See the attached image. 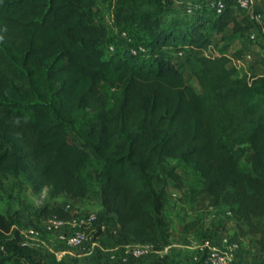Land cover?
Here are the masks:
<instances>
[{
  "label": "trees",
  "instance_id": "1",
  "mask_svg": "<svg viewBox=\"0 0 264 264\" xmlns=\"http://www.w3.org/2000/svg\"><path fill=\"white\" fill-rule=\"evenodd\" d=\"M98 1L0 0V180L24 175L32 192L49 200L82 202L98 193L104 213L115 219L121 246L139 243L162 251L170 245L171 193L187 195L170 162L178 160L200 179L199 195L208 197L210 211L233 213L241 240H253L264 264V223L258 222L264 219V75L230 65L245 57L243 50L188 56L197 92L160 52L216 48L204 31L208 24L223 38L232 27L264 39L263 24L248 16L239 21L236 0H226L224 13L216 16L208 0L214 21H202L197 9V21L169 22L155 35L153 60L129 51L107 58L102 45L110 40V27L92 22ZM131 1L136 8L119 7L116 24L141 18V3L157 2L162 11L172 2ZM103 85L121 91L113 105ZM51 87L64 112L91 121L85 143L71 142L66 125L56 120L47 104ZM41 216L69 220L79 213L49 205ZM14 226L0 214L1 233L17 234ZM201 228L200 220L189 221L181 233ZM50 264L68 263L53 258ZM157 264L174 262L166 254Z\"/></svg>",
  "mask_w": 264,
  "mask_h": 264
},
{
  "label": "rangeland",
  "instance_id": "2",
  "mask_svg": "<svg viewBox=\"0 0 264 264\" xmlns=\"http://www.w3.org/2000/svg\"><path fill=\"white\" fill-rule=\"evenodd\" d=\"M208 0H172L169 10L159 11L158 3H141V18L132 17L129 22L113 24L110 27V40L102 45L107 58L118 55L124 56L126 52H131L140 60L151 61L156 52L153 46L155 35L169 22L176 20L197 21L194 13L200 9L203 13L202 21L213 22L216 18L207 6ZM119 7L129 9L136 8V4L131 0H99L94 8V18L92 22L109 25L113 21V16ZM254 8L243 10L238 6L234 12L238 15L239 21L242 17H250L251 14L261 16L264 20V5L255 0ZM189 9L192 12H189ZM208 24L204 30L210 34L216 44V49L221 54L227 51L232 55L239 50H248L246 55L251 58L244 59V66L241 68L249 75H264V39L256 32V40L251 39V32L246 34L236 33L229 27L224 38L210 28ZM113 47L114 50H111ZM160 52L168 55L185 74L187 82L192 85L197 92H201L200 85L193 73L186 67L185 61L188 56L199 57L198 51L178 54L177 49L167 48ZM102 91L108 97L110 104L118 101L122 93L117 89H112L107 85L102 86ZM57 121L63 122L68 131L71 142L83 144L87 139V132L91 121H86L81 117H71L61 109L60 103L55 96V89H49L48 103ZM181 173L186 196H182L177 191H172L171 202L167 209V217L171 219L169 231L170 245L159 253L149 254L143 258L136 259L123 249L115 238V219L104 213L101 198L98 193L82 202H75L66 196L57 200H49L46 193L35 195L24 175L17 178L2 176L0 180V214H4L15 223L14 229L17 234H3L0 231V243L5 249L0 251V260L8 259L11 264H50L52 259L65 261L68 264H157L160 256L168 254L174 264H206L204 255L199 253L197 247L210 236H228L241 244V249L247 251L248 262L242 264H255L257 254L253 240L242 239L238 222L225 215V209L210 211L207 207L208 197L199 195L201 182L192 168L184 163L173 160ZM97 166H99L97 164ZM66 207L70 211L79 214H96L98 216L97 225L106 224L107 231L104 235L95 236V240L104 250H114L118 260L110 261L108 252L100 248L90 255H85L81 251L69 249L61 243L55 234H47L43 230L44 218L41 210L45 206ZM200 220L202 222L201 231L182 235L181 226L189 221ZM264 223V219L258 221ZM40 231V236H35L34 232ZM251 241V243L249 242ZM239 263V262H238Z\"/></svg>",
  "mask_w": 264,
  "mask_h": 264
},
{
  "label": "built area",
  "instance_id": "3",
  "mask_svg": "<svg viewBox=\"0 0 264 264\" xmlns=\"http://www.w3.org/2000/svg\"><path fill=\"white\" fill-rule=\"evenodd\" d=\"M236 2L237 6L243 10L254 8L253 6L255 4V0H236ZM208 6L216 16H220L226 9V0H211ZM189 12H192V10L189 9ZM250 18L255 22L262 23L264 32V20H262V17L251 14ZM113 22L114 18L110 25H112ZM251 39L253 41L256 40L255 31H252ZM111 50H114V48L111 47ZM198 51L201 55L210 58L220 56V53L213 45L208 49ZM245 57L247 59L251 58L249 55H245ZM245 57L243 59H232L230 65L237 69H241L244 66ZM225 215L228 218L234 217L233 213L228 210H226ZM97 222L98 216L94 213L89 215L79 214V216H75L69 220H63L57 216H52L44 220L43 230L47 234H55L57 239L69 249L81 251L85 255H90L100 248L102 251L108 252L110 261L115 262L118 260V257L117 254L114 253V250H104L100 247L97 240H95V236L104 235L107 231L105 224L96 226ZM34 235L40 236V231L34 232ZM121 247L136 259L160 252L154 245H143L139 243ZM4 249V245L0 243V251ZM197 249L199 253L204 255L206 264H238L237 253L240 250V244L237 240L231 239L228 236L206 239L199 244Z\"/></svg>",
  "mask_w": 264,
  "mask_h": 264
},
{
  "label": "crops",
  "instance_id": "4",
  "mask_svg": "<svg viewBox=\"0 0 264 264\" xmlns=\"http://www.w3.org/2000/svg\"><path fill=\"white\" fill-rule=\"evenodd\" d=\"M245 53H247L248 52V50H245L244 51ZM255 254H257V253H255ZM247 256H249L248 255V253H247V251H244L243 249H241L239 252H238V255H237V261L238 262H247V263H249L248 261V258H247ZM263 261H262V259L261 258H259V257H257L256 258V261H255V264H261Z\"/></svg>",
  "mask_w": 264,
  "mask_h": 264
},
{
  "label": "clouds",
  "instance_id": "5",
  "mask_svg": "<svg viewBox=\"0 0 264 264\" xmlns=\"http://www.w3.org/2000/svg\"><path fill=\"white\" fill-rule=\"evenodd\" d=\"M113 18H114V16H113ZM114 23H116L115 20H114ZM108 26H109V25H108ZM109 27H111V25H110ZM109 48H111V47H109ZM196 51H198V50H196ZM198 52H199V51H198ZM179 54H180V53H179ZM245 55H246V54H245ZM228 56H230V55H228Z\"/></svg>",
  "mask_w": 264,
  "mask_h": 264
}]
</instances>
